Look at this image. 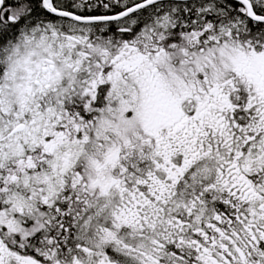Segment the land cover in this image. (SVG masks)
<instances>
[{"label": "snow or ice", "instance_id": "snow-or-ice-1", "mask_svg": "<svg viewBox=\"0 0 264 264\" xmlns=\"http://www.w3.org/2000/svg\"><path fill=\"white\" fill-rule=\"evenodd\" d=\"M0 264H264V0H0Z\"/></svg>", "mask_w": 264, "mask_h": 264}]
</instances>
